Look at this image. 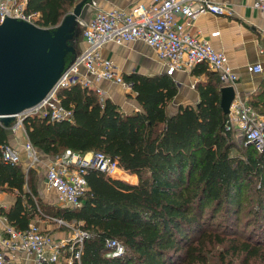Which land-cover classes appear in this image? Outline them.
I'll list each match as a JSON object with an SVG mask.
<instances>
[{
	"label": "trees",
	"instance_id": "trees-1",
	"mask_svg": "<svg viewBox=\"0 0 264 264\" xmlns=\"http://www.w3.org/2000/svg\"><path fill=\"white\" fill-rule=\"evenodd\" d=\"M79 1L26 0V13L39 15L37 26L54 28ZM192 72L206 76L205 82L196 83L199 102L172 115L168 106L179 92L174 78L133 73L123 79L136 94L138 111L126 113L118 103L102 100L94 89L77 83L59 92L71 120L25 118L28 140L37 151L50 157L67 150L82 155L101 151L137 177L130 183L87 170L89 189L76 209L45 203L39 175L22 162L3 160L1 147L9 144L13 125L0 122V189L14 198L0 214L20 231L37 218L63 220L88 231L91 237L83 244L80 261L72 264L264 263L261 242L229 237L235 235L234 219L243 209L255 221L264 219V147L259 151L243 139L240 145L234 140L236 131L227 130L218 73L206 63ZM249 104L264 116V82ZM219 215L227 224L215 223ZM110 239L122 244L121 255L110 256ZM71 255L66 247L60 264H70L65 257Z\"/></svg>",
	"mask_w": 264,
	"mask_h": 264
},
{
	"label": "built area",
	"instance_id": "built-area-1",
	"mask_svg": "<svg viewBox=\"0 0 264 264\" xmlns=\"http://www.w3.org/2000/svg\"><path fill=\"white\" fill-rule=\"evenodd\" d=\"M254 7L264 13V0H254ZM204 13L231 15L232 11L211 0H152L148 5L137 4L130 10L96 11L89 20L81 22L86 49L76 56L39 104L17 115L12 130L24 127V120L29 116H49L52 121L71 120L72 112L62 106L59 92L77 83L94 89L102 100L105 99V93L95 81L105 79L131 88L113 61L102 55L103 47L110 42L119 45L136 41L146 43L157 52L170 76L176 71H189L200 63H206L209 69L218 73L223 87L236 88L239 76L229 64L226 54L216 50L194 31V20ZM8 17L34 23L39 15L26 13V0H0V23ZM260 53L264 55V45ZM249 70L252 73H264V65L255 64ZM226 128L236 131L237 136H242L246 144H253L259 151L263 150L264 117L238 93L232 102ZM1 149L4 161L12 164L21 162V152L12 144H5ZM24 150L29 153L32 164L39 161L37 150L29 141ZM47 166V187L57 191L60 199L73 209L81 207L82 199L89 189L85 177L87 170L95 169L115 178H120L117 175L122 170L118 159L101 151L82 155L67 150L54 157ZM3 193L0 189V198ZM0 220L3 222V226H0V264H60L66 247L70 248L72 255L65 259L72 264L76 260L80 261L83 244L91 237L88 231L75 225H71L69 236L60 240L35 224L20 231L1 214ZM58 222L67 225L63 220ZM107 247L111 250L110 256L124 252L122 244L115 239L108 240Z\"/></svg>",
	"mask_w": 264,
	"mask_h": 264
},
{
	"label": "crops",
	"instance_id": "crops-1",
	"mask_svg": "<svg viewBox=\"0 0 264 264\" xmlns=\"http://www.w3.org/2000/svg\"><path fill=\"white\" fill-rule=\"evenodd\" d=\"M232 11L231 15H218L204 13L194 20V31L201 39L211 44L216 50L223 51L229 64L239 76L236 86L238 96L247 99L255 97L262 89L264 73H252L249 68L252 65L262 63L264 55L260 49L264 45V13L254 7V0H211ZM152 0H91L88 9L84 12V20L87 21L96 11H110L113 9L130 10L137 4L148 5ZM183 21V18H179ZM219 32L218 35L213 33ZM87 43L79 34L76 48V56L86 49ZM102 55L109 58L115 64L121 75L138 73L141 75L165 74L166 66L157 55V52L142 41L127 44L107 43L102 50ZM191 70H179L172 76L178 84L179 92L168 106L170 115L179 111L180 107L197 105L199 94L196 90L197 82H205V74L195 75ZM95 84L102 88L106 99L118 103L126 113H132L141 109L136 94L131 88L124 87L110 80L95 81ZM261 115V114H260ZM262 116V115H261ZM264 117V116H263ZM28 137L24 127L10 132L9 143L20 150L22 156L29 162V153L24 150ZM38 164L43 163L45 171L47 165L54 157L47 156L37 151ZM30 159V158H29ZM31 159L27 168L32 165ZM124 171V170H123ZM137 182V180H136ZM132 182V183H136ZM39 194L43 201L49 205L69 207L60 199L57 191L49 189L45 176L39 182ZM14 202V198L3 193L0 198V208L7 209ZM3 222L0 220V226ZM39 226L43 231L50 232L55 238L66 239L72 232L71 225H61L56 219L37 218L31 222ZM66 227V228H63Z\"/></svg>",
	"mask_w": 264,
	"mask_h": 264
},
{
	"label": "water",
	"instance_id": "water-1",
	"mask_svg": "<svg viewBox=\"0 0 264 264\" xmlns=\"http://www.w3.org/2000/svg\"><path fill=\"white\" fill-rule=\"evenodd\" d=\"M90 1L80 0L54 28L10 17L0 23V122L5 127L39 104L74 61L78 29ZM236 94L233 86L221 89V108L227 115Z\"/></svg>",
	"mask_w": 264,
	"mask_h": 264
},
{
	"label": "rangeland",
	"instance_id": "rangeland-1",
	"mask_svg": "<svg viewBox=\"0 0 264 264\" xmlns=\"http://www.w3.org/2000/svg\"><path fill=\"white\" fill-rule=\"evenodd\" d=\"M82 26L80 25L79 29H78V33L81 34L82 33ZM104 98H105V94H104ZM106 99V98H105ZM234 140L240 144L243 145L242 143V136H234ZM30 157H28V160L30 162ZM26 159L22 156V160H21V164L23 165V167H25L26 170L29 169H33L41 178H43V176H45L44 171V165L42 162L35 163L34 165H32L30 168H27L26 164H28L29 162L25 161ZM122 170H120L119 175L121 174L123 177L122 179L127 181V182H136L137 177L135 175L126 173V172H121ZM262 216H264V213L262 212L261 214ZM261 215L259 216V218L261 217ZM226 218H222L221 215H219L218 219L215 221V223H219L223 222V224H227L225 222ZM237 219H239V222L237 221ZM234 233L235 235L229 236L231 237V239H233V237H237L240 240H244V241H248V242H253L254 244L259 241L262 243V246L264 247V219L261 220V218L257 221H255L253 219V217L251 215H249L248 213V209L246 208L245 211L244 209L242 210V212L240 214H237V216L234 219ZM228 229L222 230L223 232H227ZM231 231V230H230ZM231 235V233H230ZM219 247H229V244L225 245V246H219ZM240 259L237 261V264H240ZM250 264H264L261 261L257 260V261H251Z\"/></svg>",
	"mask_w": 264,
	"mask_h": 264
},
{
	"label": "bare ground",
	"instance_id": "bare-ground-1",
	"mask_svg": "<svg viewBox=\"0 0 264 264\" xmlns=\"http://www.w3.org/2000/svg\"><path fill=\"white\" fill-rule=\"evenodd\" d=\"M117 176H119V177H121V178L123 177L121 174L119 175V172H118V175H117Z\"/></svg>",
	"mask_w": 264,
	"mask_h": 264
}]
</instances>
